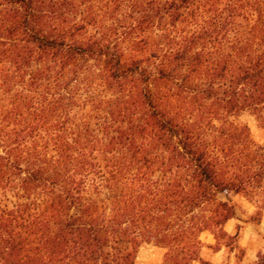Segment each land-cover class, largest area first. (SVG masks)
I'll return each mask as SVG.
<instances>
[{
    "label": "trees",
    "instance_id": "1",
    "mask_svg": "<svg viewBox=\"0 0 264 264\" xmlns=\"http://www.w3.org/2000/svg\"><path fill=\"white\" fill-rule=\"evenodd\" d=\"M243 116L264 133V0H0V264H242Z\"/></svg>",
    "mask_w": 264,
    "mask_h": 264
},
{
    "label": "rangeland",
    "instance_id": "2",
    "mask_svg": "<svg viewBox=\"0 0 264 264\" xmlns=\"http://www.w3.org/2000/svg\"><path fill=\"white\" fill-rule=\"evenodd\" d=\"M240 120L245 121L248 125L252 140L255 143H262L264 140V133L253 121V119L248 116H243ZM229 198L236 207L237 217L240 222L246 220L254 221L260 218L264 195H261L260 193L252 194L249 192L230 196ZM232 222L235 226H241L240 222H237L236 220H233ZM201 240L205 244H213V239L208 233H203L201 235ZM162 255V249L153 245H145L138 251L135 264H160ZM202 258L213 264H236L238 262L235 254L233 253L228 255L227 249L225 248H222L217 253H213L210 249H205L203 251Z\"/></svg>",
    "mask_w": 264,
    "mask_h": 264
},
{
    "label": "crops",
    "instance_id": "3",
    "mask_svg": "<svg viewBox=\"0 0 264 264\" xmlns=\"http://www.w3.org/2000/svg\"><path fill=\"white\" fill-rule=\"evenodd\" d=\"M233 220L240 222L238 219H231L223 226L224 231L228 235H234L236 233L237 226L233 224ZM240 225L242 227L237 243L245 252L242 263L248 264L256 258L258 253L264 254V206L261 208L260 218L257 224L242 221Z\"/></svg>",
    "mask_w": 264,
    "mask_h": 264
}]
</instances>
